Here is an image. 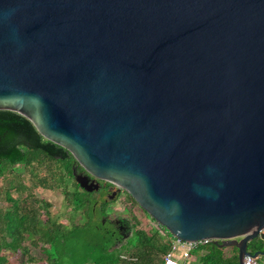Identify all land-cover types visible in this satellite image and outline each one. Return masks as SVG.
Wrapping results in <instances>:
<instances>
[{"label": "water", "instance_id": "obj_1", "mask_svg": "<svg viewBox=\"0 0 264 264\" xmlns=\"http://www.w3.org/2000/svg\"><path fill=\"white\" fill-rule=\"evenodd\" d=\"M0 111L67 150L82 191L109 183L172 238L264 256L247 251L264 240V0H0Z\"/></svg>", "mask_w": 264, "mask_h": 264}, {"label": "trees", "instance_id": "obj_2", "mask_svg": "<svg viewBox=\"0 0 264 264\" xmlns=\"http://www.w3.org/2000/svg\"><path fill=\"white\" fill-rule=\"evenodd\" d=\"M41 170L46 172L43 177L38 176ZM22 172L31 177V188L18 181L3 194L7 207L0 210V264H10L5 255L7 251H11L16 260L26 258L24 263L18 260L16 264L41 262L29 255L23 245L27 239L31 246H47L42 250L45 260L41 264H164L163 258L170 251L172 240L169 234L163 229H159L163 235L156 229L136 230L128 237L119 238L108 231L101 221H107L105 212L109 202L103 196L95 199L97 193H86L79 188L73 173H85L73 156L45 140L26 118L0 111V179L7 173L21 177ZM36 188L61 189L64 201L74 212H79L86 223L63 226L53 221L48 214L49 204L27 191ZM12 191H16L17 198L11 197ZM128 198L132 206L136 205L130 196ZM130 237L134 239L133 244L128 241ZM209 242L198 244L190 257L199 264H239L235 247L217 248L219 243L216 247L213 241ZM247 251L251 255L264 254V240L250 241ZM124 255L126 259L121 258ZM258 261L264 263V257Z\"/></svg>", "mask_w": 264, "mask_h": 264}, {"label": "rangeland", "instance_id": "obj_3", "mask_svg": "<svg viewBox=\"0 0 264 264\" xmlns=\"http://www.w3.org/2000/svg\"><path fill=\"white\" fill-rule=\"evenodd\" d=\"M45 174L46 172L44 170H41L39 171L38 176L43 177L45 176ZM20 176L21 177H17L15 175H11L10 173H7L4 179H0V191H1L0 210H3L7 207V203L4 201V196H3L4 191L7 188L11 187L13 189V187L17 184L18 181L20 182L22 181V183L26 187L31 188L32 183L29 174L27 172H22ZM27 191H30L38 200H42L43 202H47L49 204L50 207L48 209V214L50 215L53 221H57L63 226H71V225L78 226V225H82L83 222L86 223L85 218L83 221V218L80 216L81 214L79 212H74L72 206L68 205L64 201V194L61 189L56 191H46L36 188L32 190L27 189ZM11 197L12 198L18 197L16 191L11 192ZM124 197L125 196L121 194L119 198L112 201L109 204V207L105 213L111 216L128 219L130 223L134 226V231L136 230L150 231L152 229L153 230L156 229L159 231V233H161L159 228L150 219L148 215H146L138 206L136 205L132 206L130 199L126 198L127 199L126 200L127 203H126L124 201L125 199ZM95 199H99L98 193L97 195L95 194ZM133 240L134 239L131 237L128 239V241L131 244H133ZM23 245L28 248L30 256L34 257L39 261L45 260V256L42 250L44 248H47V246H42L40 244H38L37 246H33V245L31 246V242L29 239L25 240L23 242ZM5 255L10 259V264H16L18 260L23 261L24 263L26 260L25 257L24 258L21 257L20 259L16 260L15 257H13L11 251L5 252ZM176 255L177 256L180 255V249H177ZM124 257L126 256L124 255ZM42 261L39 262L38 264H41ZM188 264H199V262L193 256H191L188 259Z\"/></svg>", "mask_w": 264, "mask_h": 264}, {"label": "flooded vegetation", "instance_id": "obj_4", "mask_svg": "<svg viewBox=\"0 0 264 264\" xmlns=\"http://www.w3.org/2000/svg\"><path fill=\"white\" fill-rule=\"evenodd\" d=\"M75 174L79 175L80 173H75ZM80 175H86V174H80ZM89 180H92V178H89ZM98 183H99V189L97 191H95V193H98L99 198L101 196L106 198V200H108L109 204L112 201H114L115 199L119 198L121 196V194H123L125 196L124 197L125 202L127 199H129L128 195L124 191H118V189L116 187H113L109 183H105L102 181H99ZM112 195H113V198L111 199ZM109 204L107 206V209L109 207ZM105 217H106L107 221L102 220L101 224L105 225V228L108 231L113 232L115 235H118L119 238L128 237V236L133 234L134 227L128 219L122 218V217L119 218L116 216H111L109 214H105Z\"/></svg>", "mask_w": 264, "mask_h": 264}, {"label": "built area", "instance_id": "obj_5", "mask_svg": "<svg viewBox=\"0 0 264 264\" xmlns=\"http://www.w3.org/2000/svg\"><path fill=\"white\" fill-rule=\"evenodd\" d=\"M209 241H205L203 243H207ZM201 243H191V242H182L175 238H172L170 244V251L164 256L163 263L164 264H188V259L190 258V253L195 249V247ZM177 249H180V255H176ZM251 257V256H249ZM244 257L243 264H264L258 259ZM122 259H126L125 257H121Z\"/></svg>", "mask_w": 264, "mask_h": 264}, {"label": "crops", "instance_id": "obj_6", "mask_svg": "<svg viewBox=\"0 0 264 264\" xmlns=\"http://www.w3.org/2000/svg\"><path fill=\"white\" fill-rule=\"evenodd\" d=\"M264 257V256H263Z\"/></svg>", "mask_w": 264, "mask_h": 264}]
</instances>
